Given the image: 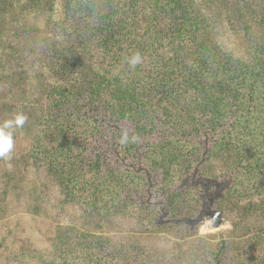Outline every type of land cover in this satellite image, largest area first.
Listing matches in <instances>:
<instances>
[{"label": "rangeland", "instance_id": "1", "mask_svg": "<svg viewBox=\"0 0 264 264\" xmlns=\"http://www.w3.org/2000/svg\"><path fill=\"white\" fill-rule=\"evenodd\" d=\"M242 1L258 22L197 30L160 14L149 37L152 3L42 0L26 10V0H0V122L27 117L10 160L0 158V264H50L90 244L97 264H264L257 121L235 146L219 143L239 114L264 106V0ZM116 22L129 33L105 39L102 29ZM136 53L132 68L125 58ZM156 76L164 84L152 90ZM221 90L235 97L212 129L199 108ZM54 150L64 153L44 158ZM217 192V229L183 222L204 216Z\"/></svg>", "mask_w": 264, "mask_h": 264}, {"label": "trees", "instance_id": "2", "mask_svg": "<svg viewBox=\"0 0 264 264\" xmlns=\"http://www.w3.org/2000/svg\"><path fill=\"white\" fill-rule=\"evenodd\" d=\"M71 1L72 3H68V4L75 6L73 2H75L76 0H71ZM134 1H136L138 5L145 4V6L146 4L150 5L152 3L153 6H155L156 8H159V12H157L156 14L154 13L155 18L154 16L150 17L149 15L148 26H147L148 29L144 32V33H147L149 37H152L149 34V30H151V28L155 24V20L159 18L160 14L162 17L173 18L172 22L174 23H177L176 20L178 19V22L180 23L181 27L185 29H187L189 26L193 28L196 26V24H198L197 30L207 29L210 26H213V28H215L216 27L215 25L221 26L223 24H226L232 27L233 25L242 26V24L246 26L247 19H249L251 23L259 21L258 20L259 14L257 13V11L254 10V8L252 9L251 6L248 5V3L242 0H197L196 2L194 0H163L164 1L163 3L161 2L162 0H156V1L134 0ZM41 4H42V0H26V2L22 4L23 6L22 5L21 6L27 10V9H32L33 7H36ZM120 32H123V27L121 26V22H116L113 24H109V27L107 26L104 27L101 33L105 37V39H110V41H112V38L116 39L117 33L119 34ZM126 32L129 33L128 31ZM125 33L123 32L122 35H124ZM194 35H195L194 32H192V34L189 37H191V39H194L195 38ZM118 37L120 38L119 35ZM129 38H130V35L124 36L123 41L126 42L127 39ZM140 38L141 36L138 37V39ZM202 38L206 39L204 35L202 36ZM138 42H140V40ZM57 51L59 55L57 56L56 59L60 60L59 68L62 70L63 73L68 72L70 70L72 62L69 60V58L65 54L64 48L58 46ZM203 65H204L203 63L199 64L198 68L200 71H203L202 70ZM199 70L196 69V67H194L191 69V71L188 74L185 75L184 80L187 82V84L189 83L191 85L193 83L196 77L199 76ZM163 72L165 74V71ZM159 73L160 72H158V74ZM208 77L213 78L211 76H208ZM158 78L159 76H156L154 78L155 82L152 83V86H151L152 90L156 89L159 86L161 87L164 84L161 82L157 83ZM202 80L204 81V79H200L201 82ZM211 82L212 84L215 83L214 81H211ZM236 83L240 84L241 82L237 81ZM221 85H224V84H221ZM225 92H226L225 90H221L220 94L216 95V103L214 105L207 107V105L204 104V105H201L199 108L200 111L202 112L208 111L207 117L209 118V122H210L212 129H216L215 125L222 124V122H224V116L228 114L227 108L229 104V97L234 96V95L231 93H228L225 95L224 94ZM53 93H54L56 100H60L64 96L63 91L61 90L59 91L56 88H53ZM251 95L252 93L249 96ZM260 95H262V91ZM120 98L122 99L123 97H120ZM210 98H212V94H209V96L206 99L208 100ZM261 103L262 102H258L256 103V105L254 104V107L252 111L249 112L248 116L239 114L235 118L234 124H231L228 131L225 132V134L227 133L226 138L223 139V136L225 135L224 134L219 141V143L222 146L224 147L225 146H229V147L235 146V145H230V143L240 141L241 136L242 134H244L245 131H247L248 129L256 128L258 131V136L255 138V140L257 141L258 144L261 145V147H264V106ZM232 104H235V103L232 102ZM213 115H215V118L217 120L216 123H214L211 118ZM256 121L258 123L257 126H255L254 128H250L251 125ZM235 128H238V129L241 128L242 132L243 131L244 132L242 133L240 130L238 133H236ZM231 132L236 133V134H233V136H235V139L233 138L234 140L232 139ZM49 153H50V156L44 157V158H48L52 160L53 157H57L59 154H63L64 150L63 152L58 150L56 153L54 150L52 154L51 152ZM248 156H251V154ZM260 157L262 156H259L257 158L259 159ZM113 191L114 189L112 190V193ZM92 251L94 250L90 244L86 246V250L85 248L83 249V247H81L78 251H75L74 253L70 251V249L64 250L63 253L57 252L56 254H53L50 264H53L54 259L56 258L60 259L58 260L56 264H97V262L95 263L89 262L90 257L95 256L94 259H96L99 255L98 252L91 253Z\"/></svg>", "mask_w": 264, "mask_h": 264}, {"label": "clouds", "instance_id": "3", "mask_svg": "<svg viewBox=\"0 0 264 264\" xmlns=\"http://www.w3.org/2000/svg\"><path fill=\"white\" fill-rule=\"evenodd\" d=\"M126 62L130 65V67L134 68L138 63L141 62V56L139 53L133 54L130 57L125 58ZM27 117L23 113H16L11 118L5 119L0 122V158L4 160H10V153L12 152L14 142H13V133L16 129L21 128L25 122ZM136 137H133V142ZM121 144H126L129 142V137L127 132L125 131L122 134V138L119 141ZM11 167V165H9Z\"/></svg>", "mask_w": 264, "mask_h": 264}, {"label": "water", "instance_id": "4", "mask_svg": "<svg viewBox=\"0 0 264 264\" xmlns=\"http://www.w3.org/2000/svg\"><path fill=\"white\" fill-rule=\"evenodd\" d=\"M196 173V172H195ZM208 181L210 179H207ZM221 197V194L219 192H217L215 194V196H213L210 200H209V206L206 207L204 212V216L203 214H200L198 218L196 219H190V218H184L183 222L185 223H199L201 221L207 220L211 222V227L214 229H217L221 223H222V211H217L212 209V205L214 203L215 200L219 199Z\"/></svg>", "mask_w": 264, "mask_h": 264}, {"label": "flooded vegetation", "instance_id": "5", "mask_svg": "<svg viewBox=\"0 0 264 264\" xmlns=\"http://www.w3.org/2000/svg\"><path fill=\"white\" fill-rule=\"evenodd\" d=\"M207 196H208V195H207ZM207 196H206V197H207ZM203 211H205V210H203Z\"/></svg>", "mask_w": 264, "mask_h": 264}]
</instances>
